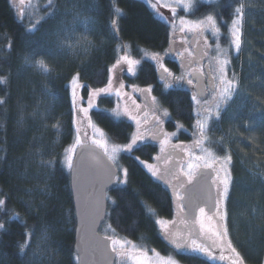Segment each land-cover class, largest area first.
Listing matches in <instances>:
<instances>
[{"label": "trees", "instance_id": "16d2710c", "mask_svg": "<svg viewBox=\"0 0 264 264\" xmlns=\"http://www.w3.org/2000/svg\"><path fill=\"white\" fill-rule=\"evenodd\" d=\"M26 1L35 7L33 15L18 11L12 0H0V199L5 200L0 264H75L69 170L61 158L76 135L70 80L79 74L83 95L102 87L124 48L137 58L165 51L169 26L143 0H52L51 7L49 0ZM237 8L242 9L241 47L229 60L236 90L219 117L211 119L207 135L210 148L231 156L227 207L233 241L258 251L264 235V0L193 5L220 22L237 15ZM79 35L90 38L83 48L66 51ZM39 61L47 73L35 66ZM153 76L152 66L143 61L135 81L146 84ZM174 93L168 101L174 117L190 129V105L185 95ZM105 106L100 97L102 108L92 110L90 118L122 142L124 128L106 115ZM122 162L127 182L111 193L110 220L129 238L160 244L145 208L166 214L170 200L137 161L124 156Z\"/></svg>", "mask_w": 264, "mask_h": 264}, {"label": "snow or ice", "instance_id": "6c2138e0", "mask_svg": "<svg viewBox=\"0 0 264 264\" xmlns=\"http://www.w3.org/2000/svg\"><path fill=\"white\" fill-rule=\"evenodd\" d=\"M180 0H177V3L179 5ZM157 4H159L162 7H167L166 4H160V0H157ZM49 6H52V0H49ZM157 5H153V8H155ZM185 8L189 7V5H184ZM116 11H119L117 9ZM173 12L176 10L173 8ZM236 13L240 14L242 13L241 8L236 9ZM113 30H116L117 27V21L114 19L111 22ZM181 32L185 31V25H190L191 30L196 31L198 35L202 34L205 30H214L213 34H219L220 29L216 26V21L214 20L212 15H208L205 20L197 21L195 23H190L188 21H185L183 18H181ZM239 25V19L233 20V28H232V43L234 44L236 50L238 51L241 47V30ZM31 31V29H30ZM207 41H205V44ZM217 48L219 49V45H217ZM187 51V49H185ZM206 54V53H205ZM181 57H183L184 53H178ZM191 55V53H189ZM153 61L156 62V64L159 66L158 71H161L163 73H167L168 76H172V73L170 70L164 66V64L161 62V58L158 55H153L151 57ZM121 62H126L128 65V71L129 73L134 74L135 72V65H138L140 61L130 59L127 56L120 57L119 60L116 61V64L112 66V68L109 69V72L112 73L113 70L121 64ZM216 63L218 67L214 68L218 74L220 79V84L216 87L213 101L212 103L216 106V116L217 118L220 115V110L222 108V104L220 101H227L232 98L233 93L236 90L235 84L231 80H227L225 78V65L229 63L227 59L219 60L217 57ZM39 70H41L44 73H47L49 69L45 66L43 61H39L35 65ZM181 66L183 67V60L181 61ZM197 75V79L199 77L204 76L205 73L201 69L195 70ZM162 80L165 79L164 76L160 77ZM215 77H213L214 79ZM177 79L183 80L184 77L181 76ZM3 78H0V83H3ZM113 83L112 77L110 75L109 77V85ZM72 114H73V126L75 127V133H76V142L73 145L72 151L75 152V149L77 146L85 147L86 145L82 144L81 141L88 139V129H91V134L93 137L96 136V134H100V136H103V132L101 129H99L91 120L89 117V111L95 107V97L99 96L101 93L105 94H111L113 89L111 87L106 88H100V89H92L89 92V99L87 102V107H82L78 105L77 101V88L82 87L79 83V74L73 75L72 80ZM187 84L192 85L193 81L192 79H187ZM168 85H166L167 87ZM123 87V85H121ZM142 93L151 94L152 92V86L149 85L147 88L140 90ZM115 95L117 98H121L123 96H127L126 93L122 94L120 91V88L115 89ZM130 99V97H128ZM156 100V97H153V101ZM192 100L199 103L198 97L196 95L192 96ZM4 101L0 100V104H2ZM133 105H135L136 113L133 114L130 111L125 110L123 113L120 111L119 107L116 109H113V114L115 117H120L121 115H126L128 119L134 120L139 127L141 121L138 119L139 113L142 111L140 105H136L135 101H132ZM155 123L157 125V130L155 133L151 134V138L154 140L160 141V152L161 155L154 157L157 161H163L166 164L169 161L173 160L172 153L176 151V149L181 148V145H174L171 143V139L169 134L163 133L162 125L164 123V120L158 116L155 115ZM164 117H169V113L167 110L163 113ZM79 121V124L77 122ZM85 123L87 124V128H85ZM198 126L201 130V132L204 131L206 124L197 122ZM144 124H148L147 119V113H145V119ZM58 127V126H57ZM177 127H182L181 125H177ZM176 133H172L171 136H175ZM161 136L163 138L161 139ZM145 139L144 135L142 133H138L136 135H133L131 142L127 145H124L122 148L120 146L114 147L109 153L107 147L105 146V143L102 139H92V143L98 147L105 149V155L108 157L110 161H115L117 155L121 152H128L131 153L134 150L135 145L138 141H143ZM200 141H197V146L200 145ZM183 150V149H182ZM209 156H212L213 154L211 152L208 153ZM137 160H139V157H136ZM189 159L194 160L195 162H189L187 163V170L184 169L183 166L180 167L179 171H176L175 165L173 164L172 167L165 168L163 172H161V169L159 167H156L152 164H149L143 160H140V163L144 165V167L147 169V171L151 174L153 178H155L157 181H162L165 185H167L174 195V202L177 204V207L180 209L181 212L185 211V206L188 207L189 211L185 213V216L183 217V223L185 225L186 231L185 232H173L170 225H174L175 221H169L163 218H158L155 220V224L158 226L159 234L167 241H169L171 244L175 246L177 250L181 248H189L191 251L203 253L206 256H208L210 259H216V257L213 255V249L218 248L221 245H223L225 242H227V249L230 250V252L235 257L232 259L231 257H228L229 259H232V264H245L244 258L241 257L240 253L237 252L236 248H234L230 241H228V232L224 225V220L226 216V212L224 210V202L226 201L229 191H230V181H231V175L227 170V165L231 163V156H225L223 158L225 166L217 169L214 165V163H204L201 165L199 162L204 159L203 156L194 155L193 153H189ZM216 160H219L220 157H216ZM51 162H49L50 164ZM66 167L68 169H73V159L72 156L66 157ZM201 168L204 169H212V171L215 173L214 176H210L206 173H203L200 171ZM221 172L224 173L223 176H221ZM123 174L125 179L120 180L117 179L115 182L117 184H125L127 182V169L123 170ZM118 172L115 171H109L108 173V182H112L113 177H117ZM182 177L186 178L182 179ZM175 181V183H173ZM209 184L210 188L207 193V201L210 206H200V204L195 203L194 201H197L200 199L199 196L193 195L190 190L188 189V185H194L196 183ZM211 188H215V196L213 197ZM184 190L183 193L181 190ZM101 196L97 198L94 202L90 203L89 205L84 206L83 210L80 213V226L77 229V231L81 232L83 234V238H96V228L97 225L104 222V218L106 215V205L105 201L109 199L106 196V193H104L103 188L100 189ZM187 202V204H185ZM112 204H115V201H112ZM5 205V200L0 199V210H3V206ZM215 209L213 211L212 209ZM192 209H195L199 212L198 218H193L192 216ZM69 217L71 218V210H69ZM198 225V228H197ZM0 228H3V224H0ZM107 230H110L113 234L115 233V229L112 228L111 224L108 225ZM105 242H108L111 247V252L115 254L117 259L110 261V264H128L129 261H131V264H150L147 254H141L137 255L130 251H126V247H135L132 245V242L129 240H120V239H113L112 236L106 235L103 240H97V244H103ZM25 245H21V248L23 249ZM157 255H159L157 253ZM221 261L226 259L224 255H221L219 257ZM76 261L77 264H87L86 260L84 259V256L81 252H77L76 254ZM161 264H176V261L172 259L171 257L164 259L161 258Z\"/></svg>", "mask_w": 264, "mask_h": 264}, {"label": "flooded vegetation", "instance_id": "af4514ba", "mask_svg": "<svg viewBox=\"0 0 264 264\" xmlns=\"http://www.w3.org/2000/svg\"><path fill=\"white\" fill-rule=\"evenodd\" d=\"M179 36L180 39L178 40L171 39L168 41V47H167L168 53L165 52L164 58L161 57V62L164 64L165 67H167L170 70L172 76H168V74L163 73L162 70L158 71L157 70L158 67L156 68L155 71V75H158L159 78L161 76H164L166 83H169L170 86L166 87V84L158 85L155 84V82L139 84L138 82L131 80L128 77L123 78L124 84L125 86H127V88L132 86L138 88L137 95H134V97L130 96V99L127 98V103L129 107L135 111V113H136V109L132 101L134 100L136 105H140L142 111L138 115V119H140L141 121L139 127L137 126L134 120L128 119L126 115H121V117L119 118H114L111 115H107V116L111 120H113L116 125H120L124 128L122 129L123 130V139L121 140L122 142L118 141L117 143H122V144L128 143L130 137H132L133 134L142 133L144 135L145 139L143 141H138V143L134 147V150L131 153L122 154V155L123 157L125 155L137 161L142 167V169L145 171V173L151 178L153 182H155L159 186L161 191L166 193V195L170 200V208L166 214H159L154 211H148L145 208L146 210L145 216L148 218L149 222L151 223L152 231L158 237V240H160V244L157 243L155 239L150 240L147 237H144L143 243L146 246L151 247V249L154 252L158 253L160 256L164 258L171 257L178 264H197V261L209 262L210 264H232V259H234L235 257L230 252V250L227 249V242H225L223 245H221L218 248H214L213 255L216 257V259H210L205 254L191 251L189 248H181L177 250L173 244L165 240L159 234L158 226L155 224V220L158 218H163L169 221L174 220L175 224L170 225L173 232H185L186 228L183 223V217L185 216V213L188 212V208L185 207V211L181 212L180 209L177 207V204L174 202V195L172 193V190L162 181H157L155 178H153L151 174L147 171V169L144 167V165L140 163V160H143L151 164L150 161L153 159L155 163H157V167H159L161 169V172H163L165 168L172 167L173 164L175 165L176 171H178L180 165L185 160H187L188 157L187 146L189 144V137L187 135V131H189L188 130L189 128L186 126V122L182 121L180 117L178 116L174 117V113L172 110L173 104L168 102L170 101V97L174 92L185 95L187 104H189L191 108L190 119L192 120V126L196 125L197 117L199 113L204 116L208 115L209 110L214 105V103H212L213 98H211V94L215 92L216 87H215V78L213 79V77L215 76L210 67V61L208 58L211 53L210 46L205 44V40L203 38H200L197 42H195L196 34H194L192 37L186 34H182V35L179 34ZM185 49H187V51H185ZM181 52L184 53L183 57L178 55V53ZM189 53H191V55H189ZM160 55L162 56V54ZM182 60H183V67L181 66ZM198 68L204 71L205 73V75L199 77V79H197L198 74L195 71ZM228 74H230L229 76H231V78L236 82L233 75L231 73ZM181 76L184 77L183 80L177 79ZM187 79H192L193 84L188 85ZM149 85L152 86L151 94L142 93L140 91L141 89L147 88ZM193 95H196L198 97V100L200 101L199 103L197 104L194 103V101L192 100ZM153 97H156L155 101H153ZM104 99L106 100L105 104L107 110V108L113 105V99L108 96H104ZM165 110H167V112L169 113V117H164L163 113ZM145 113H147V119H148V124L146 125L144 124ZM153 114L160 116L164 120V123L162 125L163 133L169 134L171 143L174 145H181L183 149V150L181 148L176 149V151L172 153L173 160L169 161L167 164L163 161H157L154 159V157L161 155V152H160V141L151 138V134L155 133L157 130V125L155 123V116ZM177 125H181L182 127H177ZM172 131H175L176 133V136L174 138L171 137ZM106 135L107 137L110 138L108 131L106 132ZM162 138L163 136H161V139ZM193 149H195L194 146ZM140 156H142V158ZM136 157H139V161L136 159ZM120 160H122V156L120 157ZM118 176L115 177V181L118 179ZM123 179H125V177H123ZM123 186L124 184H117L115 182L113 187L106 192V196L109 199L106 200V215L103 222V225L106 227V229L108 225L111 224L112 228L115 229V232L119 234H123L124 232L127 231L124 228H119L114 226V224L110 220V214L112 213V207H113L112 201H114L111 193L115 190H120ZM213 190L215 196V188H213ZM201 206H205V205H201ZM227 206H228V202L226 199V201L224 202V210L226 212L224 225L228 232V241L231 242L232 246L236 248L237 252H239L241 257L244 258L245 264H264V235L258 251L257 250L253 251L249 249L243 250L242 245H240V243L233 241V237L231 234V231H233V226L228 224L229 211ZM212 210L215 211L214 208ZM192 216L193 218H198L199 212L197 210L195 212L192 211ZM130 239L133 241L132 238ZM221 255H224L226 259L221 261L219 259ZM245 255H248L249 257H246ZM228 257H231L232 259H229ZM115 259H117L116 256Z\"/></svg>", "mask_w": 264, "mask_h": 264}, {"label": "rangeland", "instance_id": "374dc122", "mask_svg": "<svg viewBox=\"0 0 264 264\" xmlns=\"http://www.w3.org/2000/svg\"><path fill=\"white\" fill-rule=\"evenodd\" d=\"M143 1L146 2L148 7L150 8V10L155 14V16L157 18L163 20L164 22H166L168 24V26H169L168 41L171 39H176V40L180 39L179 34L180 35L186 34V35H189L191 37L194 34H196V36H195L196 41L195 42H197L200 38H203L205 41H207L206 45H209L210 49H211V53H210L208 58L210 61V67H211V69L214 73V76H215V87H217L220 84L219 74L213 69L218 67V65L216 63L217 57L219 60L227 59L229 61L230 60V54L236 52V48H235L234 44L232 43L231 32H232V28H233V20L239 19V25L238 26L240 27V23H241L240 15L237 14V15L233 16L227 22H222V21L220 22L212 14H199V12H197L196 10L193 9V5H195L196 3L198 4L199 2L200 3L202 2L203 4H208V3H213L216 0H180L179 5L177 3V0H160V4H166V5H168L167 7H162L159 4H157V0H143ZM12 2L14 4L15 8L18 9V11L24 12V10H25V12L29 15L34 14L35 7L32 4H29L30 2H28L26 0H12ZM186 4L189 5V7L185 8L184 5H186ZM153 5H157V6L155 8H153ZM23 8H25V9L23 10ZM173 8L176 10L175 12L172 11ZM208 15H212L214 20L216 21V26L220 29L219 34L214 35L213 34L214 30H205L202 32V34L198 35L196 31L191 30L190 25L184 26L185 27L184 32L180 31V29L182 27L181 18H183L185 21H188L190 23H195L197 21L205 20ZM88 38H90V35L89 36L79 35L76 38V41H74L73 46H72V44H67L65 46L66 51L72 52L76 48H80V49L83 48L85 43L88 42V41H86ZM217 45H219V49L217 48ZM60 46L62 48V46H64L63 43H60ZM80 49H77V50L79 51ZM165 52L168 53V50L165 49V51H163L162 53H160V52L146 53L142 57L137 58V57L130 56L128 54L129 51L128 50L126 51V49L124 48L123 52H121V54L118 56L116 61L119 60L120 57H122V56H127L130 59L140 61V63L138 65L134 66L135 67L134 74L129 73L128 65L126 62H121V64L118 65L113 70L112 73L109 72L106 83L100 88L111 87L113 89V91L111 94L101 93L99 96L95 97V101H94L95 107L89 111V117H90V113L92 110H97V109L102 108V107H98V100L100 99V97L104 98V96H108V97H111L113 99V105L111 107L107 108V110H106V106L103 108V111L106 113V115H111L112 117L117 118L113 114V109H116L117 107H119V109L122 113H123V109H124V111L127 110V111H130L133 114H135V111L129 107V105L127 103V98L130 96L134 97V95H137V91H138L137 89L138 88H136L134 86L127 88V86H125V84H124L123 78L128 77L131 80L135 81V77L137 76V72H138L139 67L141 66L143 61L149 62V64L152 66V69L154 71V76H153L152 80H153V82H155V84H158V85H162V84L165 85L166 84V85L170 86L169 83H166L165 79L162 80L161 78L158 77V75H155L156 68L159 66L156 64L155 61H153L151 59V57L154 54L158 55L160 58L161 57L164 58ZM160 54H162V56ZM116 61L112 64V66L114 64H116ZM110 68H112V67H110ZM225 73H226L225 78L227 80L233 81L235 84V87H236V82L231 78V76H229L230 74H228L229 73V63L227 65H225ZM110 75H111L112 80H113V83L111 85H109ZM71 80H70V89H71V96H72ZM121 85H123V87H121ZM100 88H97V89H100ZM116 88H120L121 93L122 94L126 93L127 96L122 95L121 98H117L115 95V89ZM80 89H81V87L77 88V90H76L77 91L78 105L82 106V107H87V102L89 99V92L92 89H89V92L86 95H83L81 93ZM213 96H214V92L211 94V98H213ZM227 102H228V100L227 101H220V103L222 104V108H223V106H225V104ZM194 103L197 104V102H195V101H194ZM215 113H216V106L214 104L213 107L209 110L208 115L204 116V115H201L200 113L198 114L197 122L199 121L200 123L206 124V127H205L203 132H201L197 122H196V125L192 126L190 129H188L189 130V131H187V135L189 137V144L187 146L188 157H187V160H185L180 165V167L183 166L185 170H187V163H189V162L194 163L195 162L194 160L189 159V153H193L194 155L203 156L204 159L199 162L201 165H203L206 162L207 163H214V165L217 169H220V168L225 166L223 158L225 156H228V155L227 154H219L208 146L207 130L209 128V123H210L211 119L213 117H216ZM93 123L99 129H101V131L103 132L104 135L100 136V134H96V136L93 137L91 134V129H88V132H89L88 140H90V142L92 143L93 138L102 139L104 141L105 146L107 147L109 153H111V151L114 147L120 146L122 148L124 145L129 144L131 142L133 135H136V134H133L132 137H130V140L128 143H124V144L117 143V142H115V140H113V138L107 137L106 132L103 128L98 126L95 122H93ZM77 124H79V121L77 122ZM85 128H87L86 123H85ZM135 133H137V132H135ZM172 133H175V131H172L171 134ZM175 136H171V137L174 138ZM197 141L201 142L199 146H197V144H196ZM75 142H76V135L71 140L70 144L63 148L61 158H62L63 164H65V165H66V157L72 156V158H73L74 153L70 150L72 149ZM193 146L195 149H193ZM103 150L105 151L104 148H103ZM209 152H211L213 155L209 156L208 155ZM127 153L128 152L121 151L117 155L115 161H112L119 171L118 179H120V180H123V177H124L123 170L125 169V165L123 164L122 160H120V157L121 156L123 157L122 154H127ZM125 157H127V156H125ZM216 157H220V159L216 160L215 159ZM150 163L157 167V163H155V161L153 159L150 161ZM180 167H179V170H180ZM229 168H230V164L227 165V170L230 173ZM223 175H224V173L221 172V176H223ZM182 179L186 180V178H184V177H182ZM173 183H174V181H173ZM99 232H101L102 234H105V235L112 236L113 239L131 241L132 245H134L135 247H126L125 250L130 251V252L137 254V255H141V254L146 253L150 264H161V258H164L160 255H157V253L154 252L151 249V247L146 246L144 243H141L140 241H137L134 239L132 241L130 238H127L124 234H119L117 232H115L113 234L109 230L106 231L105 226H104V229H100ZM164 259H167V258H164ZM128 264H131V261H129ZM176 264H178V263H176Z\"/></svg>", "mask_w": 264, "mask_h": 264}, {"label": "water", "instance_id": "95a60500", "mask_svg": "<svg viewBox=\"0 0 264 264\" xmlns=\"http://www.w3.org/2000/svg\"><path fill=\"white\" fill-rule=\"evenodd\" d=\"M82 144L85 147L77 146L73 154V169H69V186L74 210L75 228H74V243L73 252H81L87 264H110V261L115 259V254L111 252V247L108 242L97 244V240H103L105 237L99 232L102 223L97 225L96 238H83V234L77 229L80 226V213L84 206L94 202L101 196L100 189L103 188L104 193L111 189L115 183V177L112 182H108L109 171L118 172L114 163L108 159L104 150L82 139ZM201 172L210 176H214L212 169H200ZM190 192L199 196L200 199L194 201L201 205L210 206L207 201V193L210 183H196L187 186ZM184 190L182 189V192ZM214 197V190L211 188ZM187 204V202H185ZM106 205V201H105ZM188 208L187 206H185ZM189 211V209H188ZM191 211L195 212V209ZM105 219V218H104ZM77 264V263H76Z\"/></svg>", "mask_w": 264, "mask_h": 264}, {"label": "bare ground", "instance_id": "6f19581e", "mask_svg": "<svg viewBox=\"0 0 264 264\" xmlns=\"http://www.w3.org/2000/svg\"><path fill=\"white\" fill-rule=\"evenodd\" d=\"M216 117H217V116H216ZM213 118H215V117H213ZM213 118H212V119H213ZM73 243H74V242H73ZM74 254H75V253H74ZM75 257H76V254H75ZM76 263H77V261L75 260V264H76Z\"/></svg>", "mask_w": 264, "mask_h": 264}]
</instances>
